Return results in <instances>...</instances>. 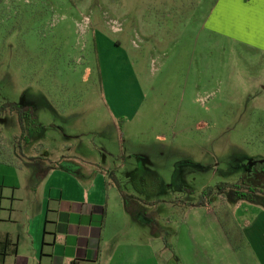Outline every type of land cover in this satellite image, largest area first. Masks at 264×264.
I'll return each mask as SVG.
<instances>
[{"label": "rangeland", "instance_id": "obj_1", "mask_svg": "<svg viewBox=\"0 0 264 264\" xmlns=\"http://www.w3.org/2000/svg\"><path fill=\"white\" fill-rule=\"evenodd\" d=\"M213 1L0 0V108L34 118L1 113L0 176L33 212L50 169L111 171L128 213L100 264L258 262L216 187L264 158V54L205 22Z\"/></svg>", "mask_w": 264, "mask_h": 264}, {"label": "crops", "instance_id": "obj_2", "mask_svg": "<svg viewBox=\"0 0 264 264\" xmlns=\"http://www.w3.org/2000/svg\"><path fill=\"white\" fill-rule=\"evenodd\" d=\"M211 7L205 22L221 37L264 54L258 3L242 0L240 4H222L214 0ZM0 153L8 157L11 152L0 149ZM42 177L32 212L29 201L25 203L20 196L21 185L8 186L0 176V242L7 239L15 245L14 254L9 248L3 264H70L75 260L78 264H100L108 219L121 221L128 213L112 172L93 167L87 176L78 178L75 172L56 167ZM240 204L249 207L241 210V218L247 222L246 237L258 241L259 258L254 264H264V210ZM114 264L123 263L119 260Z\"/></svg>", "mask_w": 264, "mask_h": 264}, {"label": "trees", "instance_id": "obj_3", "mask_svg": "<svg viewBox=\"0 0 264 264\" xmlns=\"http://www.w3.org/2000/svg\"><path fill=\"white\" fill-rule=\"evenodd\" d=\"M4 111L16 114L17 120H18V123H19V126L22 132L25 129L24 122L26 119L29 118V120L34 122L32 110L29 107H19L16 105H4L0 108V115ZM216 189L220 193H223L225 190L229 189L227 195L233 202H243V203H247L250 205H256V206L261 207L264 210V193H263L264 187L263 186L261 187L257 186L255 190H251L248 188V185L246 183H243L241 187L222 184L216 187ZM210 192L211 190H206V192H204V198L201 199L202 203H203V199L210 197ZM120 196L125 205V201L128 197L123 195L121 192H120ZM11 247L12 249H9ZM8 249L10 253L14 254L15 245H12L9 240L4 239L2 242H0V264H3V260L6 256V253L8 252ZM70 264H78V261L75 260L71 262Z\"/></svg>", "mask_w": 264, "mask_h": 264}, {"label": "flooded vegetation", "instance_id": "obj_4", "mask_svg": "<svg viewBox=\"0 0 264 264\" xmlns=\"http://www.w3.org/2000/svg\"><path fill=\"white\" fill-rule=\"evenodd\" d=\"M243 183L248 185V188L255 190L257 186H264V158H250L244 166Z\"/></svg>", "mask_w": 264, "mask_h": 264}, {"label": "snow or ice", "instance_id": "obj_5", "mask_svg": "<svg viewBox=\"0 0 264 264\" xmlns=\"http://www.w3.org/2000/svg\"><path fill=\"white\" fill-rule=\"evenodd\" d=\"M253 3H258L261 8V30L262 33H264V0H252ZM222 4L225 3H235L240 4L242 3V0H221Z\"/></svg>", "mask_w": 264, "mask_h": 264}]
</instances>
